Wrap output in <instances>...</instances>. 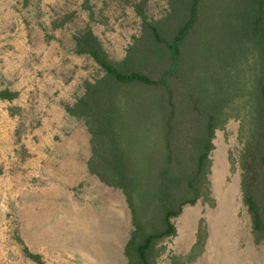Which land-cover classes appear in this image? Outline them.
<instances>
[{
  "label": "rangeland",
  "instance_id": "1",
  "mask_svg": "<svg viewBox=\"0 0 264 264\" xmlns=\"http://www.w3.org/2000/svg\"><path fill=\"white\" fill-rule=\"evenodd\" d=\"M169 1L0 0V90L17 92L0 98V264H127L123 247L132 226L123 194L92 175L73 178L67 143L90 135L66 106L102 74L76 53L74 38L89 27L109 58L127 53L131 64L158 63L164 41L149 48L142 15L167 23V32ZM197 45L187 39L180 47L177 64L186 78L173 81L178 95L189 71L191 85L201 88L200 36ZM195 51L194 63L182 67ZM174 103H183L180 96ZM238 127L229 118L215 130L209 193L171 219L175 233L156 243L154 264H264V245L254 243L241 200Z\"/></svg>",
  "mask_w": 264,
  "mask_h": 264
},
{
  "label": "trees",
  "instance_id": "2",
  "mask_svg": "<svg viewBox=\"0 0 264 264\" xmlns=\"http://www.w3.org/2000/svg\"><path fill=\"white\" fill-rule=\"evenodd\" d=\"M169 10L167 32V23L142 15L149 48L154 39L164 41L158 63L131 64L127 53L109 58L89 27L74 38L76 53L102 74L66 111L90 134L89 172L125 198L132 226L123 247L127 264H154L156 243L175 233L171 219L209 193L212 139L229 118L239 121L241 200L254 243L264 245V0H170ZM199 36L201 88L191 85L189 71L178 95L173 81L186 78L177 64L180 47L187 39L197 45ZM197 51L181 66L189 69ZM16 95L0 90L1 99ZM23 251L39 262L40 255Z\"/></svg>",
  "mask_w": 264,
  "mask_h": 264
},
{
  "label": "crops",
  "instance_id": "3",
  "mask_svg": "<svg viewBox=\"0 0 264 264\" xmlns=\"http://www.w3.org/2000/svg\"><path fill=\"white\" fill-rule=\"evenodd\" d=\"M85 126V124H84ZM86 128V126H85ZM87 130V128H86ZM88 132V130H87ZM89 133V132H88ZM90 135V134H89ZM62 144V143H61ZM69 147L68 155L70 157V163L72 171H74V179H84L87 175H92L97 178L94 174L90 173L87 167V161L91 156V143L90 137L88 140H73L67 143ZM80 173V175H79ZM76 174V175H75ZM98 179V178H97Z\"/></svg>",
  "mask_w": 264,
  "mask_h": 264
}]
</instances>
